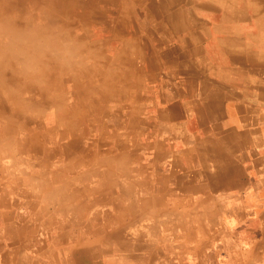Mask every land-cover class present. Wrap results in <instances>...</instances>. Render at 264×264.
I'll return each instance as SVG.
<instances>
[{"label": "crops", "instance_id": "obj_1", "mask_svg": "<svg viewBox=\"0 0 264 264\" xmlns=\"http://www.w3.org/2000/svg\"><path fill=\"white\" fill-rule=\"evenodd\" d=\"M11 1L9 0L8 4L0 5V10H12ZM211 1L214 0H204V3L208 6ZM15 2L16 9L34 15L37 12V7L34 8L33 3L43 10L41 0H16ZM158 2L159 0H157ZM216 2H218L216 13L219 23L211 19V12L202 14L201 19L204 23L206 22L209 34L213 32L210 28L217 27L218 45L216 48L222 58L220 44L225 40L226 32L232 33L233 37L240 38L245 33L251 34L253 28L264 27V0H248L241 3L244 6L239 5L241 10L248 13L243 14L240 20L228 23L225 20L226 1L223 4L221 0ZM141 3H145L144 0ZM170 4L167 9L170 16L176 15L178 12L177 3ZM185 10L192 11V7ZM98 11L93 10L95 15L99 13ZM48 12L49 15H42V19L45 18L50 24V10ZM41 14L44 13L41 12ZM150 22L152 21H148L143 26L152 27ZM154 22L155 28H157L159 25L156 21ZM95 24L94 27L98 28L95 33L104 34L102 37H96L98 42L110 45L111 48L114 44L125 42L116 37L118 26L115 22L105 20ZM159 24L169 29V36L174 34V30L172 33L170 30L177 27V23L167 19H162ZM0 25L29 30L18 27L15 20H1V17ZM148 32H144V41L151 43L149 38L152 35L148 36ZM52 33L56 37L63 38L59 32L53 31ZM167 37L161 35L159 38L163 42ZM171 37L174 40L173 36ZM221 38L224 40H220ZM262 39L264 40V37ZM155 40L154 42H156ZM260 49L250 53L244 51L245 55L244 52L238 54V59L251 62H242L235 68L236 72L239 70L240 74H254L250 71L251 69L247 70V66H256L260 70H264V50ZM225 72L224 67L219 69L221 77L219 76L220 80L218 79L217 82L224 84L222 78ZM66 75L64 67L54 57H47L42 62L41 75L34 76L22 71L18 67L17 61L5 54L3 58H0V108L5 106L12 108L11 98L15 94L11 93H16L19 99L22 98L26 101V105L29 106L31 103L32 106L35 105V111L39 109L42 111L44 107V114L42 111V115L31 116L32 123L36 121L47 127L58 123L59 129H63V124L66 122L70 124L72 120L74 123L80 124V111L83 107L80 73L76 74L77 80L74 79L73 82H67ZM168 90L172 91V88ZM191 90L192 88H190ZM213 90H218L221 93V100L209 99L199 100V102L200 105L206 106L208 114H214L215 118H219L221 124H242L244 123L242 119L247 118L254 124H264L262 100H259L258 97L253 100V95H251L252 99L247 98V92L255 91L252 84L240 85L238 89L240 93L238 92L239 95L235 101L226 100V85L220 87V90ZM149 101L147 105L149 107L179 109L178 112H170V123H175L176 126H168V129L166 126L162 127L163 132L157 138V144L155 143L153 146L150 144L149 147L145 146L142 152L134 153L138 159L136 163L130 165L127 161H123L115 164V170L111 169L112 173L108 177L100 178L99 184L90 180L83 185L81 174L71 176V171L65 164L53 166L58 168V171L53 170L52 167L44 170L42 181L39 183L28 174L38 173L39 170L33 172L23 165L19 167L13 163L1 164V205L9 202L15 203L29 197L30 202L34 205L35 198L31 197V194L34 195V191H37L36 187L40 189L38 191H41L40 197L36 198L42 199L43 203H39L38 211L40 213L21 210L15 214L14 211H11L9 220L1 217L8 207H0V264H145L148 262V258L149 264H242V252H246V248H248L247 251L256 249L257 242L255 240L257 239L254 238V235L257 236L258 225L262 230L264 223V217L260 213L257 214L254 207L259 204L261 199L260 191L256 190L255 185L258 181L254 180L248 194L242 196L238 194V187L241 185L240 174L236 179L234 175H230L231 171L218 168L215 165L211 170L209 164H207V168H196L192 159H188V157L183 162L184 153L188 152L192 155L194 151V143H192L194 133H187L181 130V127L185 126L187 129V125L194 123L195 102L192 99L167 100L164 98ZM70 108L73 109V119L66 114V110ZM60 109H66L64 114H59ZM76 109L79 110L75 112ZM11 118L10 116L3 120L0 113V122L9 121ZM207 121L211 122L210 118ZM17 123L19 122L16 121L15 124ZM33 131H37L35 127ZM255 131L258 135V130ZM36 135L39 141L42 140V137L47 140L54 138L50 136L47 138L46 134L44 136L41 133ZM257 135L250 138L251 141L247 144L248 150L257 151L263 147L262 143L258 141L260 138ZM58 136L60 134L56 135V140L59 139ZM77 138L79 141L81 136L78 134ZM147 138L151 137L146 136L145 139ZM11 139L17 142L18 133L15 132ZM180 144L183 146L182 148H178ZM128 146L130 144L125 145V148ZM55 149L56 147H51L52 152L61 153ZM197 149L199 152L204 150L209 154L210 142L206 147L203 143L199 144ZM146 156L148 158L142 161L141 158ZM74 158L80 161L81 152L77 151ZM16 178L20 180L17 181ZM211 179L218 188V192L223 189L232 192L229 195L211 196ZM39 184L42 185L39 186ZM114 184L118 185L113 186ZM117 186L120 187V191ZM55 189L60 193L59 196L55 195L54 197L49 194L51 192L53 194ZM83 191L89 193L88 198L76 196L77 192L83 193ZM66 192L69 194L66 196V200L60 201L59 197L67 194ZM44 195H47L45 197L47 199L43 198ZM148 199V204H150L148 211L154 208L152 218L146 217L140 212ZM59 203L63 205L70 203L71 205L53 210V205ZM211 203L215 205L214 208L223 203L239 207V209L249 203L250 207L249 209L245 208L247 217H244L242 212L239 216L231 210H224L220 214L215 213L214 210L211 213ZM76 204H79L80 209L78 206L76 207ZM40 207L42 208L40 209ZM228 209L230 208L228 207ZM17 215L20 216L19 220L27 222V224L18 227ZM31 221L34 222L31 223ZM38 221H41L40 224ZM39 225L41 228L37 227ZM210 227L213 229L212 234H210ZM243 234L245 240L240 237ZM129 242L131 243L129 244ZM146 249L149 251H145ZM183 252L185 254H181ZM154 253L155 255H153ZM149 254L150 256H147ZM6 259L8 263H6Z\"/></svg>", "mask_w": 264, "mask_h": 264}, {"label": "rangeland", "instance_id": "obj_2", "mask_svg": "<svg viewBox=\"0 0 264 264\" xmlns=\"http://www.w3.org/2000/svg\"><path fill=\"white\" fill-rule=\"evenodd\" d=\"M0 1L3 4L9 2V0ZM15 1L10 2L12 10H0L1 20H15L20 28L35 29L52 35L53 31L59 32L63 38H57L75 50V60L71 65L62 64V67L67 74V82L77 80L76 74L80 73L83 107L80 111V124L74 123L72 120L70 124L69 122L64 123L63 129L58 128V123L47 127L36 121L32 123L33 120H31V116L42 115V111L44 114V107L42 111L40 109L35 111V105L32 106L30 102L31 104L28 103L30 104L28 106L26 101L18 98L16 93H11L15 94L11 98L12 108L9 106L0 108L3 120L12 117L9 121L0 122V166L3 163H13L19 167L21 165L28 167L33 172L39 170L38 173H28L29 176L34 177V181L39 183L42 181L44 170L52 167L53 170L58 171V168L53 166L65 164L70 169L71 176L81 174L83 185L90 180L99 184L101 179L112 173L111 169L115 170V164L123 161H127L130 165L136 163L138 159L134 153L142 152L144 147H149L150 144L151 146L157 144V138L163 132L162 127L166 126L168 129V126L175 125V123H170V112H178L179 109L149 107L147 106L149 100H159L160 98L167 100L192 99L195 102L194 123L187 125V129L185 126L181 127V130L194 133L192 140L194 151L192 155L185 152L182 156L183 162L188 157V159H192L196 168H207V164H209L210 169L215 165L218 168L231 171L230 175H234L236 179L240 174L241 185L238 187V194L242 196L248 194V190L253 186V181L257 180L256 190L260 191L261 199L259 204L254 207L257 214L260 213L264 217V124H254L247 118L242 119L244 122L242 124L223 125L219 118L214 117V114H208L206 106L200 105L199 102V100L209 99L221 100V93L213 89L220 90L223 85H226V100L235 101L240 93L239 86L250 83L254 86L255 91L247 92V98L252 99L251 95H253V100L258 97L264 104V74H262L264 70H260L256 66H247V70L251 69L250 71L254 72V74L250 73L251 75L240 74L239 70L237 72L235 70L242 62H251L238 59V54L244 51L247 53L256 52L261 50L260 48L264 50V40L262 39L264 27L253 28L251 34L245 33L240 38L233 37L232 33L226 32L225 40L224 38L220 39L224 40L222 43L220 41L221 58L216 48L218 45L217 27L210 28L213 32L209 34L206 22L204 23L201 19L202 14L211 12V19L219 23L216 13L217 0L211 1L208 6L204 0H159L158 3L157 0H144L145 3H141L142 0H41L43 10L33 3L34 8L37 7L35 15L16 9ZM169 1L172 4L177 3L178 12L176 15L170 16L168 12ZM225 1L226 23L240 20L243 14L248 13L242 11L239 6L244 7L241 3L248 0H221L222 4ZM188 7H192V11L185 10ZM49 10L50 24L45 18L42 19V15H49ZM93 10H99V13L95 15ZM162 19L177 23V27L170 30L171 33L174 30V34L171 35L174 40L169 36V29L159 24ZM105 20L115 22L118 26L116 37H119L120 41L124 40V43L114 44L111 48L110 45L98 42L96 37H102L104 34L95 33L98 28L94 25L96 22ZM148 21H152L150 22L152 27L143 26ZM154 21L159 25L157 28H155ZM145 31H149L148 36L152 35L149 38L151 43L144 41ZM161 35L168 37L162 42L159 38ZM221 67L226 69L222 78L224 84L217 82L219 76L221 77L219 75ZM260 71L261 73H259ZM169 88H172V91L168 90ZM190 88H192L191 91ZM122 101L124 102L122 103ZM65 110L60 109L59 114H64ZM78 110L76 109L75 112ZM66 114L72 118L73 109H67ZM209 118L211 122L207 121ZM16 121L19 123L15 124ZM34 127L38 132L33 131ZM241 130L242 132H240ZM15 132L19 137L17 142L11 139ZM37 133L44 136L46 134L47 138H54L47 140L42 137V140L39 141ZM56 133L60 134L57 140L55 139ZM78 134L81 136L79 141ZM254 135L260 138L258 141L262 143L263 147L257 151H250L247 144ZM146 136L151 138L145 139ZM208 142H210L211 148L209 154L204 150L199 152L197 146L203 143L206 147ZM128 144L133 147L125 148V145ZM51 147H56L55 150L61 151V153L52 152ZM182 147L181 144L178 146V148ZM77 151L81 152L80 161L74 158ZM147 158L146 156L141 159L145 161ZM15 180L19 181L20 179L16 178ZM115 185L118 184L113 186ZM117 188L120 191V187L117 186ZM36 189L34 195L31 194V197L35 198L34 205L30 202V197L24 199L25 201L22 200L23 202L0 204V207H8V210L2 214V219L9 220L11 211H14L15 214L21 210L40 213L38 211L39 203L43 202L42 199L36 198L40 197L39 193L41 192L37 187ZM217 189L211 179V196L229 195L232 192L226 191V189L218 192ZM57 193L55 189L53 194L52 192L49 194L55 197L60 194ZM67 195L69 194L61 195L60 201L66 200ZM77 195L89 197V193L85 191L77 192ZM46 196L44 195L43 198ZM55 201L57 202V200ZM88 202L90 203V201ZM148 203L149 199L140 212L146 217L152 218L154 208L148 211L150 205ZM69 205L54 204L53 210ZM77 206L80 209L79 204H76ZM214 206L211 203V213L214 210L219 214L224 210H231L237 213L236 215L240 216L242 212V215L247 217L245 208L249 209L250 204L246 203L241 209L228 203L218 204L217 208ZM107 209L104 210L108 211L109 209ZM19 217L17 215L18 227L26 225L27 222L19 220ZM33 222L31 221V223ZM40 222L38 221V224ZM40 226L37 227L41 228ZM258 226L257 236L254 235V238L257 239L255 240L257 242L256 249L247 251L248 248H246V252H242V264H264V248H262L264 245V223L262 230H260V225ZM212 233L213 229L210 227V234ZM244 236L243 234L240 237L245 240ZM6 263H8L7 259Z\"/></svg>", "mask_w": 264, "mask_h": 264}, {"label": "clouds", "instance_id": "obj_3", "mask_svg": "<svg viewBox=\"0 0 264 264\" xmlns=\"http://www.w3.org/2000/svg\"><path fill=\"white\" fill-rule=\"evenodd\" d=\"M5 54L14 58L22 71L34 76L41 75L42 62L49 56L65 65L76 58L75 50L52 34L0 25V58Z\"/></svg>", "mask_w": 264, "mask_h": 264}, {"label": "bare ground", "instance_id": "obj_4", "mask_svg": "<svg viewBox=\"0 0 264 264\" xmlns=\"http://www.w3.org/2000/svg\"><path fill=\"white\" fill-rule=\"evenodd\" d=\"M1 2V1H0ZM3 3L1 2L0 3V5H2ZM47 59V58H46ZM50 59V58H49ZM50 64V63H49ZM28 77V76H27ZM152 210V209H151ZM154 211V210H153ZM154 216V215H153ZM127 243V242H126ZM131 242H129V244H130ZM127 245V244H126ZM184 251H186L185 249H183ZM145 251H149V249H146ZM155 252V251H154ZM148 254V253H147ZM173 254V253H172ZM181 254H185V252H183V253H181ZM153 255H155V253L153 254ZM147 256H150V254L149 255H147ZM151 256H152V254H151ZM153 257V256H152ZM185 258V257H184ZM148 260V262H145V264H149V258L147 259Z\"/></svg>", "mask_w": 264, "mask_h": 264}]
</instances>
